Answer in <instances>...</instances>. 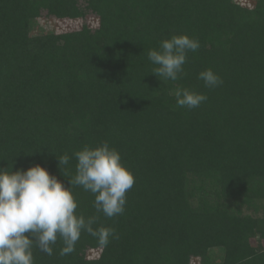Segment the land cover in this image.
<instances>
[{"label": "trees", "instance_id": "obj_1", "mask_svg": "<svg viewBox=\"0 0 264 264\" xmlns=\"http://www.w3.org/2000/svg\"><path fill=\"white\" fill-rule=\"evenodd\" d=\"M79 1L0 0V167L39 164L70 187L73 154L106 141L135 182L112 218L73 185L75 214L118 238L102 246L83 231L67 255L62 240L50 256L33 246L34 264H264V211L242 210L264 202V0ZM87 10L99 27L30 34L43 14L86 21ZM180 34L200 47L162 82L147 52ZM209 68L218 87L198 79ZM178 87L207 99L178 107Z\"/></svg>", "mask_w": 264, "mask_h": 264}, {"label": "clouds", "instance_id": "obj_2", "mask_svg": "<svg viewBox=\"0 0 264 264\" xmlns=\"http://www.w3.org/2000/svg\"><path fill=\"white\" fill-rule=\"evenodd\" d=\"M199 47V40L187 34L163 39L158 49L147 52L149 61L156 65L152 73L162 82L178 80L187 54ZM198 79L207 88L222 84L210 68L201 71ZM174 95L177 106L187 109L198 108L207 99L182 87L176 88ZM73 155L76 175L70 179V187L39 164L16 171L0 167V264H34L33 246L50 256L58 240L64 245L61 255L70 254L83 231L96 236L102 246H107L110 236L118 238L114 229H93L95 218L85 220L83 215L75 214L78 205L71 188L81 186L91 192L96 211L112 218L125 211L126 193L135 182L133 174L123 165L120 153L106 141L96 147L85 146ZM69 160L68 155L59 157V166L67 165Z\"/></svg>", "mask_w": 264, "mask_h": 264}, {"label": "rangeland", "instance_id": "obj_3", "mask_svg": "<svg viewBox=\"0 0 264 264\" xmlns=\"http://www.w3.org/2000/svg\"><path fill=\"white\" fill-rule=\"evenodd\" d=\"M79 2L84 9H87V3L84 0H80ZM240 2L243 4L244 7H247L248 9H254L256 6L257 0H240ZM86 16H87L86 21L81 18L79 19L63 18V19L53 20V19L46 18L45 14H43L42 17L40 16L39 19H36V24L34 28H32V31L30 32V34L39 35L40 33L47 32V31H52V32L54 31L56 32V34H62V33L75 32V31L82 30L86 24L91 29L97 28L100 26V24H102V19L96 16L93 11H88L86 13ZM205 185L207 186V188H209L210 183L207 182ZM206 191L209 192L210 194V191L208 189H206ZM204 196L205 195L202 192L199 195L198 199L200 200V197H204ZM259 207H260V211L258 214H254L253 210L247 209V206H242V210L243 212L247 214H253V216L256 217V216H260L263 214L264 202H262L261 205L259 204ZM257 244H258L257 240H254L253 245L257 246ZM216 253L218 255H221L220 251H217ZM193 264H199V260H194Z\"/></svg>", "mask_w": 264, "mask_h": 264}]
</instances>
